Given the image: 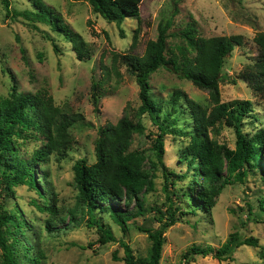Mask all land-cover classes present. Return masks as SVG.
I'll use <instances>...</instances> for the list:
<instances>
[{
    "label": "trees",
    "instance_id": "obj_1",
    "mask_svg": "<svg viewBox=\"0 0 264 264\" xmlns=\"http://www.w3.org/2000/svg\"><path fill=\"white\" fill-rule=\"evenodd\" d=\"M144 1L88 0V3L95 14L108 23L121 26L129 18L140 21ZM181 1L176 0L169 16L160 22L157 39L147 43L142 56L114 54L112 66L103 67L109 79L113 76L121 79L118 66L126 68L139 88L140 105L137 109H126L117 124L99 129L95 163L89 164L85 158L76 162L74 180L78 194L74 209L62 214L55 201V205H51L47 187L44 190L39 188L37 172L50 156L54 155L59 160L67 157L73 143L71 129L83 121V116L65 112L55 104L53 96L45 88L33 94H20L14 83L10 96L0 97V249L3 253L0 264H45L46 261L44 252L31 239L32 225L22 211L18 207H5L16 197L15 189L18 187L26 186L37 192L42 201V204L35 202L37 208L49 212L52 217L47 221L48 232H56L53 219L63 223L69 217L75 222L80 213L87 217L90 228H97L100 235L98 243L102 246L117 241L109 221L126 234L131 221L156 211L154 218L160 223L159 228L137 227L142 233H147L151 241L148 256L136 258L130 246L121 241L125 256L120 259L114 254L113 258L125 264H160L168 229L187 215L198 214V211L211 216L223 191L237 183L245 184L250 175H259L261 185H264V128L255 133L245 131L248 121L254 124L257 119L253 114L254 103L250 100L223 102L220 94L226 60L237 47L245 45V38L242 35L201 37L197 21L193 18L179 33H171ZM0 2L7 18H23L36 30H39L37 24L49 26L72 45L78 59H90L92 52L88 42L43 0H30L31 7L22 11L13 9L11 0ZM139 33L137 29L133 48ZM122 37L125 36L122 34ZM170 38H180L181 44L171 46ZM50 40L55 54L61 55L59 45ZM254 43L257 56L244 67L239 78L253 93L264 95V32L255 36ZM161 68L179 79L190 81L200 90L208 91L211 106L196 102L179 89L173 92L166 105L156 101L150 80ZM101 86L102 82L98 80L93 84L92 98L96 108L102 98ZM185 115L191 118L192 128ZM145 117L155 128L147 135L152 146L132 150L134 137L145 135L147 131ZM223 128L234 131V148L219 141ZM169 137L181 143L178 163L186 166L183 174H178L165 162V143ZM29 139H41L42 146L25 158L21 148ZM159 172L163 178L166 210L148 208L145 198L146 194L155 191ZM188 178L191 180L181 193L177 183ZM42 181L47 183L46 175ZM180 194L194 196L198 204L191 211L184 209L174 200ZM248 207L249 216H253L252 206ZM260 207L264 211V200L260 201ZM242 246L259 248L260 262L252 264H264V246L259 244V240L254 237L243 239L238 233L231 235L215 257L233 261L235 251ZM213 252L212 248L195 246L185 256L194 259V255L207 256Z\"/></svg>",
    "mask_w": 264,
    "mask_h": 264
},
{
    "label": "rangeland",
    "instance_id": "obj_2",
    "mask_svg": "<svg viewBox=\"0 0 264 264\" xmlns=\"http://www.w3.org/2000/svg\"><path fill=\"white\" fill-rule=\"evenodd\" d=\"M60 14L70 28L79 33L88 42L92 55L90 59L80 60L72 45L49 26L37 24L39 30L31 23L18 18L6 17V11L0 2V97H9L14 83L20 94H33L39 89L49 90L55 104L68 113H79L83 116L71 129L73 143L66 158L59 160L50 156L48 161L38 167L39 188L46 189L51 205L62 213L77 206L78 190L75 186L74 166L81 159L89 164L96 161L95 146L99 129L115 125L122 118L126 109H137L140 105L139 88L135 79L123 66H118L122 78L105 76L104 66L111 67L113 55L135 54L142 56L147 43L158 37V26L167 18L176 0H145L141 7V19H127L121 26L108 23L95 14L88 0H43ZM11 7L26 10L31 7L30 0H11ZM171 33H179L193 18L197 21L199 35L204 38L218 36H244L245 45L237 47L226 60L223 71V82L220 84L221 100H250L254 104L256 120L248 121L245 131L255 133L264 128V95L253 91L240 80V72L257 56L254 38L264 32V0H182L178 4ZM140 33L133 48L136 30ZM125 36L124 38L122 37ZM61 48V55L55 54L52 40ZM169 44H181L180 38H170ZM104 79L106 81H104ZM102 82V98L98 107L93 103L92 90L94 82ZM152 95L164 105L177 89L185 92L189 98L206 106H211L209 92L200 90L190 81L179 79L164 68L154 73L150 80ZM188 125L192 120L188 115ZM183 117V118H184ZM147 128L145 135H136L131 147L149 149L152 141L147 138L155 128L148 117L144 118ZM183 123V121L181 122ZM252 124V125H251ZM235 133L232 129L223 128L219 141L230 148L235 146ZM42 140L29 139L21 148L25 158L34 150L41 148ZM179 141L167 138L165 162L178 174L186 172V166L178 163ZM47 183L43 184V177ZM260 176L250 175L245 184L228 186L217 199L211 216L201 211L189 214L165 233L166 243L160 264H252L260 262L259 248L239 247L234 253L233 261H222L215 257L232 234L238 233L241 238L254 237L264 246V211L260 201L264 200V185ZM190 178L177 183V189L183 193ZM156 189L146 194L148 208L166 210L165 194L162 190L161 172L155 181ZM16 197L6 203V208L18 207L27 222L32 225L29 232L46 257L45 264H125L115 261L114 254L122 259L125 256L120 242L124 241L132 249L136 258H146L151 241L147 233L137 229L159 228L155 219L157 212H149L129 223L125 234L119 226L109 221L117 241L102 246L97 228H90L87 217L79 213L78 221L72 222L69 217L65 222L53 219L56 232H48L47 221L52 217L47 211H40L35 202L42 204L35 190L26 186L18 187ZM56 197V198H55ZM177 204L186 210H192L198 202L194 196L180 194L174 197ZM55 201V202H54ZM253 208V216L248 214V206ZM119 208V207H117ZM123 208V207H122ZM69 227V228H68ZM65 228L62 231H57ZM90 244H93L92 246ZM212 248L214 252L207 256L194 255L186 258L193 247ZM0 249V263L2 261Z\"/></svg>",
    "mask_w": 264,
    "mask_h": 264
}]
</instances>
